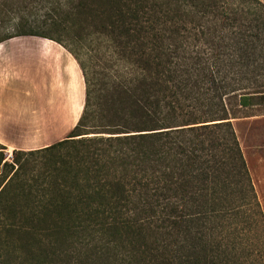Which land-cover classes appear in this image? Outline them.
<instances>
[{
    "label": "trees",
    "instance_id": "trees-1",
    "mask_svg": "<svg viewBox=\"0 0 264 264\" xmlns=\"http://www.w3.org/2000/svg\"><path fill=\"white\" fill-rule=\"evenodd\" d=\"M47 4L0 44L61 45L85 103L53 145L0 144V264H264L230 121L264 106V0Z\"/></svg>",
    "mask_w": 264,
    "mask_h": 264
},
{
    "label": "crops",
    "instance_id": "crops-1",
    "mask_svg": "<svg viewBox=\"0 0 264 264\" xmlns=\"http://www.w3.org/2000/svg\"><path fill=\"white\" fill-rule=\"evenodd\" d=\"M33 87L46 89L36 92L38 98L48 96L44 103L34 105ZM85 91L80 66L58 43L34 36L1 43L0 144L6 153L42 149L63 140L82 114Z\"/></svg>",
    "mask_w": 264,
    "mask_h": 264
},
{
    "label": "rangeland",
    "instance_id": "rangeland-1",
    "mask_svg": "<svg viewBox=\"0 0 264 264\" xmlns=\"http://www.w3.org/2000/svg\"><path fill=\"white\" fill-rule=\"evenodd\" d=\"M47 8H50L47 0H0V38L22 32L25 27L23 24H32L37 18L43 20ZM57 86L60 89L61 82H58ZM33 89L34 105L44 103L48 99V96L42 95L38 98L36 95L38 90L46 91V89L43 87L40 89L33 87ZM78 121L71 129L66 130L61 139H65L70 134ZM230 121L238 138L264 215V106L240 109L235 116L231 117ZM36 138L35 135L34 139ZM6 157L8 161L12 160V155L6 153Z\"/></svg>",
    "mask_w": 264,
    "mask_h": 264
}]
</instances>
